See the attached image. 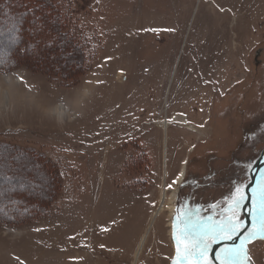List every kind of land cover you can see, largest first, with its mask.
<instances>
[{"label": "rangeland", "instance_id": "374dc122", "mask_svg": "<svg viewBox=\"0 0 264 264\" xmlns=\"http://www.w3.org/2000/svg\"><path fill=\"white\" fill-rule=\"evenodd\" d=\"M56 1L67 16L58 32L71 36L62 40L80 43L85 58L45 35L52 49L39 65L24 52L40 48L22 39L27 23L0 20V60L20 58L0 67V169L21 181L0 180V200L30 195L43 207L26 223H0V264H134L163 189L173 194L177 183L167 185L187 161V184L213 176L203 190L179 187L175 215L160 214L136 263L173 264L177 209L212 215L234 182L250 184L263 153L264 0ZM175 116L194 129L169 124L165 145L162 123ZM248 247L264 264V240Z\"/></svg>", "mask_w": 264, "mask_h": 264}, {"label": "snow or ice", "instance_id": "6c2138e0", "mask_svg": "<svg viewBox=\"0 0 264 264\" xmlns=\"http://www.w3.org/2000/svg\"><path fill=\"white\" fill-rule=\"evenodd\" d=\"M149 30L159 31L155 28ZM165 30L173 31V29ZM0 36H3L2 32ZM3 63L4 61L0 60V64ZM261 131L264 132V129ZM184 163L187 164V161ZM244 167L251 169L252 164L248 163ZM32 168L34 169L35 166L33 165ZM28 170V165H23L20 169L22 173ZM36 175L38 179H42L39 177L38 170ZM182 176L183 172L171 184H168L167 188H173ZM211 178V176L206 177V179ZM0 180L6 182V186L12 185L14 188L21 185V181L15 175L9 176L4 169H0ZM193 183L197 182L193 181ZM186 184L187 182H184L181 186ZM247 188L246 182H234V190L224 197L225 206L211 205L214 210L212 215L204 216L199 206L193 208L188 203L177 209L175 220L178 225L174 233L177 257L173 264H254L248 245L257 239L264 240V170L260 171L255 186L251 188L250 197L245 191ZM249 198L251 207L247 211L251 217L250 227L240 216L241 209ZM242 233L244 235L239 243H230L237 237H241ZM214 245H220V247L213 255Z\"/></svg>", "mask_w": 264, "mask_h": 264}, {"label": "trees", "instance_id": "16d2710c", "mask_svg": "<svg viewBox=\"0 0 264 264\" xmlns=\"http://www.w3.org/2000/svg\"><path fill=\"white\" fill-rule=\"evenodd\" d=\"M8 6V7H7ZM14 6L15 8H19L21 11H11V7ZM8 9H7V8ZM3 9L4 12L0 13V20H3L5 22H21L22 25L26 24L25 27H27L28 30H25L23 28V36L22 39L27 40V42L35 41L34 43L37 44V42L40 45L39 50H34L33 47H30L27 45L28 49H25L24 52L27 50L32 51V54L35 55V61L38 62L40 65L41 63L44 65L43 62H45L47 59L42 60L41 54L46 55L47 51L52 49L51 43H42L43 38H45V35H48L52 38V40H49L50 42L54 41L57 43L54 47L55 50L66 49V46L70 48V50H75L76 53H79L83 55V58H85V53L83 50L82 45L79 43L75 44H68L65 45L64 41L62 40L63 36L66 37V41H70L69 37L70 34L68 32H58L59 28H65V21H66V14L61 11V8L59 6V3L56 0H0V10ZM6 10V11H5ZM65 15V16H64ZM47 18V22H43L44 18ZM6 23V24H7ZM46 24V25H45ZM5 26V25H4ZM0 28H4L1 26ZM18 28V27H16ZM58 28V29H57ZM30 29H35L33 32L30 33ZM21 30L19 31L22 32ZM21 41V38H20ZM59 43V44H58ZM36 48L38 45H35ZM26 47V48H27ZM53 48V49H54ZM44 51V52H43ZM39 54V55H38ZM21 57H25V53L21 55ZM20 58H13L11 57L10 60L5 61V63L0 64V67L2 68H10L14 67L15 65L19 64ZM32 60V59H31ZM85 64V61H81L80 64ZM33 153H35L33 151ZM37 155V153H35ZM55 180L51 179V182L54 184ZM61 189V186H60ZM26 196V195H25ZM22 197L23 201L18 202V196L10 195L2 200H0V204L2 207H5L6 209L0 211V223H11V224H23L30 220L36 219L41 212H43V207L39 205V203H35L31 200V197ZM57 198V194L54 195V191L50 192L48 195V206L50 207V203L52 204L53 201ZM13 200L14 202H12ZM44 203L43 196L39 199L38 202ZM15 204L14 206H11ZM10 206V207H9Z\"/></svg>", "mask_w": 264, "mask_h": 264}, {"label": "bare ground", "instance_id": "6f19581e", "mask_svg": "<svg viewBox=\"0 0 264 264\" xmlns=\"http://www.w3.org/2000/svg\"><path fill=\"white\" fill-rule=\"evenodd\" d=\"M9 81H12V79L9 78ZM90 88H91V85L86 86L84 92L80 93V96L82 97L85 94H87L90 91ZM80 100H82V99H80ZM68 111L70 112V109L68 107H66L65 105H60V106L55 107V112L59 116L66 117L68 115ZM175 122H178L181 126H189L188 125V123H189L188 119L186 120V118H183V119L182 118H177L176 116L172 120L171 123H162L163 129H164V132H165V145L167 143V137H168V134H167V131L169 130L168 126H169V124L171 125V124H174ZM189 128L190 129H192V128L194 129V127H190V126H189ZM183 166H184L183 170H181V172H183V176L180 177V180L177 182V185H176L177 187L173 191V194L172 195H168L165 192V189H163L161 197H160L159 206H158L156 212L153 215L152 221H151L150 225L148 226V229H146L147 233L145 234V236L142 239L139 251L136 253L135 263L134 264L137 263V261L139 259V256L141 254V250H142V248H143V246H144V244H145V242L147 240L148 234H149L150 231H152L153 227L155 226L156 222L158 221L157 219L159 218L160 214L166 210L170 214V218H172L175 215L176 202H177V195H178V192H179V187L184 182L183 180L185 178V163H184ZM166 176H167V171L165 173V177ZM169 222H170L169 225H171V221H169Z\"/></svg>", "mask_w": 264, "mask_h": 264}, {"label": "water", "instance_id": "95a60500", "mask_svg": "<svg viewBox=\"0 0 264 264\" xmlns=\"http://www.w3.org/2000/svg\"><path fill=\"white\" fill-rule=\"evenodd\" d=\"M263 168H264V152L251 170V182L247 188V192L249 193V197H250V190L252 187L255 186V181L259 178V173ZM250 207H251V200L249 198V200L246 202V204L244 206L245 222L248 226L251 225V217L249 216L248 211H247V209ZM243 235H244V233L241 234V237H237V239L235 241H232L230 243H239V240L243 237ZM257 241H259V239L251 242L249 245H251ZM219 247H220V245H214L213 255H214L215 251L218 250Z\"/></svg>", "mask_w": 264, "mask_h": 264}, {"label": "flooded vegetation", "instance_id": "af4514ba", "mask_svg": "<svg viewBox=\"0 0 264 264\" xmlns=\"http://www.w3.org/2000/svg\"><path fill=\"white\" fill-rule=\"evenodd\" d=\"M263 152H264V150H263ZM263 154V153H262ZM209 175V174H208ZM191 176V180L188 182V184H186V186L187 187H190L192 190H195V191H197V190H203V188H204V184H203V182L204 181H206L207 179H206V177H210V175L209 176H207V174L206 175H204V176H195V175H193V174H191L190 175ZM213 176V174H211V177ZM187 178H188V176H187ZM186 178V179H187ZM186 179H185V181L184 182H186ZM193 181H196L197 183H193ZM182 184H184V183H182ZM183 187V186H182ZM195 197H197V195H195ZM195 197H194V202L196 203L197 201H196V199H195ZM213 198H214V196H213ZM210 199H212V198H210ZM203 201V200H202ZM201 205H203L204 206V202H202V204ZM251 226V225H250ZM249 226V227H250Z\"/></svg>", "mask_w": 264, "mask_h": 264}]
</instances>
